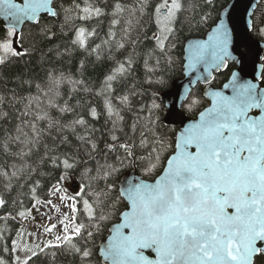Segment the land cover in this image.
<instances>
[{
    "label": "snow or ice",
    "instance_id": "obj_1",
    "mask_svg": "<svg viewBox=\"0 0 264 264\" xmlns=\"http://www.w3.org/2000/svg\"><path fill=\"white\" fill-rule=\"evenodd\" d=\"M202 3L0 0V66L38 54L44 69L0 92V264H264V54L249 36L264 20ZM189 11L207 30L181 42ZM76 52L75 72L57 67ZM177 66L187 83L162 94Z\"/></svg>",
    "mask_w": 264,
    "mask_h": 264
},
{
    "label": "trees",
    "instance_id": "obj_2",
    "mask_svg": "<svg viewBox=\"0 0 264 264\" xmlns=\"http://www.w3.org/2000/svg\"><path fill=\"white\" fill-rule=\"evenodd\" d=\"M19 1V0H18ZM231 0H216V12H220L223 8H225ZM186 4L195 7V14H198L203 9V3L202 0H186ZM263 9L262 12V18L264 20V0H261V4L259 5L257 12L255 13L253 17V21L255 23V17L258 14V12ZM216 13H213L215 16ZM194 15L193 12L189 11L186 13H182L179 20L177 21L176 27L178 30L179 40L181 42H186L188 39L192 38H200L203 36L204 32L207 29H201L197 31L196 29H189L187 20L190 19ZM2 23V22H0ZM257 24V23H256ZM24 36H25V47H28L29 44L32 43L33 36L29 35L31 26L25 25L24 27ZM152 30H154V25L152 26ZM253 37L256 39H261L260 36L253 32ZM264 40V39H262ZM59 42V41H56ZM38 47L47 49L51 46L49 43H39L37 41ZM182 54V46L178 44L175 55L179 57ZM85 54L81 52H76L73 57L70 59H66L65 62L62 64H57V67H63L67 71L75 72L78 63L81 59H84ZM89 63V69H88V75L94 77V78H100L102 77L105 68L107 67V64H97L95 67H92V58L88 59ZM44 75V69L41 67L39 63V56L38 54H33L30 57H21L18 58L15 62L9 63L5 66H0V92L10 91L11 89H17L19 79L21 77L23 78H33V79H39ZM144 70L140 65H137L136 75L133 77L132 81L130 83L134 82L137 87L144 91L146 93L144 100L147 101L148 97L151 96L152 88H150L147 84H145L144 81ZM165 79L167 80V86L160 89V92L162 94L168 92L171 88V85L174 81L182 78V71L179 66L176 67L175 70L171 72H165L164 73ZM225 82L224 76L219 75L218 80L214 82V86L219 87L222 85V83ZM203 87L198 86L194 92H202ZM103 126V120H101L97 127L102 129ZM103 130V129H102ZM99 135V133H98ZM71 182H74V187L76 186V179L73 178ZM72 187L71 189H74ZM97 243H99V240H97ZM37 264H78L77 260L71 255L66 254L64 252H58L57 256L53 260L51 256H42Z\"/></svg>",
    "mask_w": 264,
    "mask_h": 264
},
{
    "label": "water",
    "instance_id": "obj_3",
    "mask_svg": "<svg viewBox=\"0 0 264 264\" xmlns=\"http://www.w3.org/2000/svg\"><path fill=\"white\" fill-rule=\"evenodd\" d=\"M260 4H261V0H231L230 3L225 8H223L222 10H224V9L232 10V6L236 5V7L234 9V15L237 17L238 26L243 27L244 21L248 18L246 15V12L254 13L251 17V19L253 20V17L255 15V13L257 12V9H258ZM222 10L220 12H222ZM242 16H243V19H241ZM0 22H2V18H0ZM249 36L251 38L253 45H259V48H256L255 50L260 51L261 54H264V40L259 39V38L258 39L254 38L253 33H249ZM188 40H190V39H188ZM253 71H254V69L252 67H249L248 74H247L246 78H251V74ZM186 83H187V79L183 76V73H182V78L174 81L171 85L170 90L164 94L174 93L177 90L178 86L184 85ZM198 86L203 87V85H197L196 88ZM195 89H193V91ZM173 98L174 97L169 96L168 100H166V103H170ZM178 104H179V100H177V105Z\"/></svg>",
    "mask_w": 264,
    "mask_h": 264
},
{
    "label": "rangeland",
    "instance_id": "obj_4",
    "mask_svg": "<svg viewBox=\"0 0 264 264\" xmlns=\"http://www.w3.org/2000/svg\"><path fill=\"white\" fill-rule=\"evenodd\" d=\"M262 12H263V9H261L258 12V14L256 15V17H255V23H257L258 26H262L261 25V21L263 20V18H262ZM73 183L74 182H69V184H68L69 191H73L75 189ZM72 187H74V189H71ZM36 215H37V220H39L40 219L39 214H36Z\"/></svg>",
    "mask_w": 264,
    "mask_h": 264
}]
</instances>
